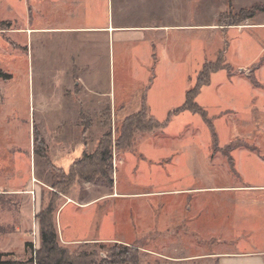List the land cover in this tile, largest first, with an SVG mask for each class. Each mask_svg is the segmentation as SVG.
<instances>
[{
    "label": "rangeland",
    "instance_id": "1",
    "mask_svg": "<svg viewBox=\"0 0 264 264\" xmlns=\"http://www.w3.org/2000/svg\"><path fill=\"white\" fill-rule=\"evenodd\" d=\"M29 1L33 14L31 25L39 27H82L106 24L107 21L113 23V20L116 23L117 14L121 11L117 0ZM124 1L126 9L131 10L128 16L133 21L142 23L140 21L147 20L149 22L146 23H152L162 15L163 20L165 18V1L161 5L160 0H132L130 8H127L128 1ZM209 3L211 4L207 0H198L184 10L175 8L170 12L167 22L176 26L169 28V51L168 54L158 53L153 64L147 61L149 57L144 60L138 54L142 43L130 33H121L106 45H103L101 35H94L95 39L92 41L97 40L95 47L86 46L82 49L76 40L78 35L84 33L42 31L33 33L32 41H27L25 34L8 32L3 39L0 35V58H3L0 60V72L7 75L0 76V182L6 179L18 181L20 177L27 176L30 169L27 152L34 145L32 131L38 124L45 136V133L56 129L58 116H64L62 106H68L69 115L73 112L72 104L77 102L74 91L72 89L69 95L64 96L62 89L68 86L73 88L71 81L74 65L80 67L78 77L84 75L83 70L88 65L95 68L93 73L97 80L94 88L89 89L88 95L99 93L109 101L111 109L115 105V110L123 107V111L117 109L115 116L106 110L103 116L95 120L101 128L100 132L110 128L113 133L116 126L124 123V118L142 110L147 116L166 123L157 130L145 131L147 116L142 117L143 121L138 124V128H133L130 142L122 143V147L116 148V152L112 150V155L120 153L123 156V165L116 169L114 188L119 193H125V197H110L82 208L73 203L65 204L56 218L61 239H124L126 237L123 230L130 227L133 241L121 244L139 249L140 264H165L167 260L164 256H187L194 249L202 254L217 248L236 252L264 248V196L260 195L259 188L241 187L239 190L242 191L233 193H208L202 192L204 189H198L211 187L217 182H228L224 174L227 170L225 165L217 167L224 173L210 171L212 162L209 154L212 152L213 158H218L225 164L224 159L229 154L225 143L229 135L234 138L244 133L250 140L245 142L233 139L230 146L253 145V140L256 142V148H253L259 154L264 152V28L251 25L240 31L215 30L208 26L213 21L214 10L208 6ZM18 6L22 10V3H18ZM227 9L222 8L219 12L217 23L223 25L227 22L223 17ZM256 19L261 21L264 14ZM253 20L256 21L254 17L250 19ZM25 24H28V20ZM12 43L16 45L12 46ZM224 44V64L232 70L245 69L247 65L251 69V72L248 71L249 75L245 73L240 78L230 74L225 67L210 73L208 83L200 88L195 98V102L204 110L207 122L200 113L188 110L170 115L172 109L184 102L185 91L194 84L203 62L215 61L217 51L222 50ZM76 46L81 50L79 58L76 56ZM148 63L153 71H147ZM245 80L252 84L248 85ZM147 83L149 85L146 87ZM102 92L105 96L100 94ZM109 92L115 95L111 102ZM83 93L84 91L81 96ZM143 96L144 101L141 102ZM231 103L237 108H232ZM230 108L234 111L227 112ZM56 109L57 116H54ZM69 122L67 121V131L73 133ZM89 122L90 120L88 124ZM129 125H133L132 122ZM212 130L216 135V145L212 144ZM96 136L94 134L92 138ZM74 151L66 154L70 156ZM251 171L253 177L247 174L236 183L242 186L264 183V166L249 167L246 170L248 173ZM110 172V176H113V167ZM105 182L103 179L96 183L82 184V187L94 195H106L113 185ZM83 194L88 196L84 191ZM56 196L55 203L58 205L62 199L59 195ZM43 198L42 207L51 198L49 189L44 190ZM201 198H205L206 202L200 203L206 204L204 207L210 209L205 218L199 213L203 211L197 210L203 206L194 204V201L198 202ZM14 201V198L0 195V212L3 211L8 219L5 220L7 222L2 221L0 214V229L9 232L18 225L17 220L21 217L20 230L17 232L19 234H10L7 242L12 251H15L14 255L9 254L5 258L24 262L29 257V251L20 253L23 250L20 238L26 237L32 242V234H27L29 230L32 233L31 214L35 203L28 201L23 204L22 200H18L14 206ZM180 203L184 204L186 211L178 216L175 208ZM167 207L170 208V213L164 210ZM215 208L221 211L220 214L215 213ZM130 209H135L137 220L143 223L150 212L152 221H147L149 225L144 226L135 223V219L130 225L116 224L114 214L119 220L129 222ZM231 209L235 211L228 215ZM163 214L170 223L167 227L171 230H167L168 232H163L166 231L160 227L163 223L158 222ZM177 218L178 221L173 220ZM223 219L228 232L222 238H205L198 248L179 245L193 242L191 234L197 235L218 223L222 224ZM187 228L192 233L185 234ZM157 231L161 233L154 234ZM170 236L172 240L167 241ZM98 244L104 246L97 247L98 258L103 260L107 258L106 249L120 243L107 241ZM78 245L83 244L68 245V248L73 250ZM193 263H210V260L196 259Z\"/></svg>",
    "mask_w": 264,
    "mask_h": 264
},
{
    "label": "crops",
    "instance_id": "2",
    "mask_svg": "<svg viewBox=\"0 0 264 264\" xmlns=\"http://www.w3.org/2000/svg\"><path fill=\"white\" fill-rule=\"evenodd\" d=\"M18 3H22V10L18 6V3L15 0H0V23L2 22V25L0 26V35L5 38L6 34L8 32L16 33L17 35L25 34L27 41H32V34L33 33H39L42 31H49L50 33H58V32H76V33H84V35H78L76 43L77 45L82 49L88 47H95V44H97V40L95 39L94 35H101L103 37V45L108 44L109 40L114 41L115 37H119L121 33L124 34H132L135 35V38H138L139 41L142 43V47L140 48L139 55L142 56V58L145 60L148 57V62L151 61L153 64L155 57L157 54H168V47H167V40L169 37V28L174 27L176 25H172L167 22V17L170 15V12L175 8H184L191 6V4H195V1L198 0H160L161 5H163V1H165V6L167 8L165 12V18L163 20L162 17H157L154 20L151 21L152 23H146L149 22L147 20H142L139 23L138 21L134 20L133 18L129 17L131 10L126 9L125 7V1L124 0H117V6L121 8L120 13L117 14V20L116 23H110V21H107L106 24H99V25H85L82 27H69V26H53V27H39L37 25H31V19L33 18L31 14V6L29 0H17ZM128 1V7L130 8L132 0H126ZM153 0H150L151 2ZM156 2L158 0H155ZM200 1V0H199ZM210 1L209 7L211 6L214 8L213 10V16L208 26L212 27L215 30H221L224 31L225 29H236V31H240L243 28L249 27V26H256L264 28V19H261V21L257 20L256 18L261 17L262 14H264V11H257L254 14V18L256 21H250V19L245 20L242 24L239 25H228L223 26L217 23V19L219 16V12L222 11V8H228L230 6L234 11L240 9V8H249L252 6H262L264 7L263 1H251L247 2L245 0H207ZM130 2V3H129ZM236 6V7H235ZM24 7V8H23ZM19 9V12H18ZM118 10V8H117ZM18 12V13H17ZM129 13V14H128ZM262 13V14H259ZM20 14V15H17ZM133 17L135 19V12L133 14ZM28 20V24H25ZM216 20V21H215ZM5 22V24H4ZM24 22V23H23ZM145 22V23H144ZM4 24V25H3ZM182 26V25H178ZM89 42V43H87ZM16 43H12V46H15ZM227 48V47H226ZM80 51L77 49L76 46V56L77 58L80 57ZM157 58V57H156ZM3 58H0L2 61ZM150 63V62H149ZM147 64V71H153V69H150V64ZM94 67L87 66V69L83 70L84 75L81 77L77 76V72L80 71V67L74 65L73 66V74H72V81L71 86L65 87L62 89V94L64 96L69 95L72 92V89L74 91V99L77 101L74 104H72L73 112L69 115L68 112V106H62L63 109L62 113H64V116H58V121L56 125V129L54 131H49L45 133V136L43 135L39 124L37 126V129L45 143L46 147V155L47 159L38 156L34 153V145L32 146V149L28 150V158H29V165L30 169L26 177H20L18 181H14L12 179H6L5 181L0 182V195H4L9 198H14L15 201L13 202L14 206L17 205L18 200H22L23 204L31 201L35 203L34 212L31 214V224H32V231L35 232L36 236L38 237V221L36 219V214L40 210V207H42L43 203V192L45 189H51V174L49 171V165H53L56 168H60L63 171L67 172L70 169L71 164L78 159L84 151H89L90 149H93L96 146V141L99 139L102 131L100 132V127H98V123L95 120H98L103 114H105V111L113 114L115 116V112H117L116 105L113 106V109H111V106L108 105L109 101L105 99V97H102L101 95L95 94V95H88V92H90L89 89L94 88L95 86V80H97V77L93 73ZM248 71L251 72V69L248 68L246 65V68L243 69V71L234 70V72H231L232 75H237V77H242L245 73L248 74ZM246 75V74H245ZM150 80V79H149ZM243 81V79H240ZM245 83L248 85H251L252 83L245 80ZM149 85H145L146 87ZM84 91L83 95L82 91ZM86 91V92H85ZM145 92V88H144ZM186 92V91H185ZM110 93V102L115 99V95H111ZM103 96H105L104 92L100 93ZM145 96V93H144ZM144 96L141 99V102L144 101ZM232 108H237V106L233 103L230 104ZM67 110V111H65ZM119 111H123V107H119ZM230 108V111L227 110V112H233ZM56 111H54V116L56 115ZM66 113V114H65ZM84 116V118H87L90 120L89 124L87 125L86 131L83 133V127L81 122V117ZM67 121H70L69 124L73 127V133H68L67 131ZM34 123V122H33ZM68 124V125H69ZM35 125V123H34ZM100 126V125H99ZM65 132V133H64ZM94 134H97L96 138H92ZM33 135V131H32ZM248 136L244 133H240L239 136H235L234 138L230 135L228 136V140L225 143V146L229 149V154L224 159L225 164H222L218 158H213V153L210 152L209 158L212 162L211 166L212 168L210 171L212 173H218L217 167H221L222 165H225L227 167V170L221 171L224 173L226 178H228V182H217V184L210 185L211 187L207 188H198V189H204L202 192H208V193H233L235 191H242L239 190L241 187H257L259 188L260 195L264 196V183L258 184V185H239L236 183L238 179H242L247 176V174H250L251 177L252 171L250 173L246 172L247 168L249 167H262L264 166V152L262 154H259L255 147V143L252 140L253 145H247V144H238V145H232L229 147L233 139H242L246 142ZM91 139L92 141H89ZM258 144V143H257ZM256 148V147H255ZM75 150L74 154H71L68 156L70 151ZM113 150L115 151L116 148L113 147ZM212 150V147H211ZM68 152V154H66ZM116 152V151H115ZM120 154V153H119ZM118 153H113L112 155V167H113V176L111 174L112 183H107L108 185H113L112 189L108 192V194H100V195H94L90 192V190L82 187V184H88V183H96L98 181H101V179H94L90 181H84L76 177L73 181L72 186L64 193H59V196L62 199V202L57 205V209L55 212V226L56 231L58 235V240L62 245H75L80 243H86V242H107V241H114L118 243H129V241H133V231L130 229V227H126L123 231V235H125L126 238L120 239V238H85V237H68V238H60L59 232L57 230L56 225V218L57 214H60L61 211L64 209L65 204H71L73 203L76 207H84V206H91L92 204H96L98 201L107 199L110 197L118 198L122 195V197H125L123 195H126L125 193H119L114 188V180L116 177V169L123 165V160L121 159V155ZM249 159V160H248ZM253 163L252 165L249 163ZM39 164V165H37ZM20 174V171L18 172ZM35 173V174H34ZM111 172H109L110 174ZM12 180V181H11ZM17 180V178L15 179ZM106 183V182H105ZM114 190V192H113ZM83 191L88 194L87 197L86 194H83ZM233 196V195H232ZM123 199V198H122ZM232 199V198H231ZM200 201H205V198H201L198 202L194 201V204L197 206H203L201 209H197L202 218H205L209 213L210 209L206 206L204 203H200ZM126 202V201H125ZM12 204V205H13ZM120 204V203H119ZM118 204V205H119ZM149 209V208H148ZM213 209V208H212ZM224 209V208H223ZM33 210V209H31ZM150 210V209H149ZM166 212L171 211L170 208L164 209ZM177 211L178 216H181L186 211L184 204H176L175 212ZM215 213L220 214L218 209L215 208ZM226 211V210H223ZM234 209H231V211H228V215L230 212H234ZM0 212L1 219L4 222H7L5 220H8L5 215ZM170 213V212H169ZM129 222H126V220H119L115 214H114V221L116 224H125L130 225L131 223H134V219L136 220L135 223L144 225H149L147 223L151 222L152 219L150 218L149 214L146 216L145 223L142 221H138L136 218L135 209L129 210ZM160 216V219L158 222H162L163 224H160V227L163 230V232H168V227L170 223L167 220L166 217ZM204 216V217H203ZM159 218V217H158ZM150 219V221L148 220ZM174 221H178L177 219H173ZM165 221L166 224H165ZM222 221V220H221ZM220 221V222H221ZM154 222V221H153ZM199 222V221H198ZM225 219H223L222 224H216L214 227H212L209 230H205L201 233H197V235H192V241L190 243H180V246H187V247H193L198 248L199 246H202V241L205 238H210L213 240H217L222 238L224 235L227 234L228 231H226L227 227L224 223ZM18 225H16L13 229H11L9 232H0V252L2 253H8L11 255H14L13 253L15 251H12L11 247L8 246L7 242L9 241L8 237L10 234H16L20 230L21 225V217L19 220H17ZM149 227V226H148ZM4 230V229H3ZM168 230V231H167ZM187 232L185 231V234L191 232L189 228H187ZM156 231V230H152ZM28 232V230H27ZM155 233H161L160 231L154 232ZM192 233V232H191ZM19 234V233H17ZM166 234V233H164ZM31 235V231L29 230L27 236ZM219 237V238H218ZM21 241L23 242V250L20 253H26L25 249V242L29 241L26 239V237L22 238ZM167 239V238H166ZM169 240H172V236L168 237ZM180 238H178L179 240ZM186 239V238H185ZM187 240V239H186ZM185 240V241H186ZM217 247V245H215ZM10 248V249H9ZM219 248L215 250H210L205 253H198L194 252L187 256H164V259H166L165 264H200V263H193V260L196 259H209L210 263H203V264H264V248L252 250V251H226V250H218Z\"/></svg>",
    "mask_w": 264,
    "mask_h": 264
},
{
    "label": "trees",
    "instance_id": "3",
    "mask_svg": "<svg viewBox=\"0 0 264 264\" xmlns=\"http://www.w3.org/2000/svg\"><path fill=\"white\" fill-rule=\"evenodd\" d=\"M256 11H264L262 6H252L249 8H240L234 11L230 6L223 16L227 22L222 27L228 25H239L245 20L251 19ZM221 25V24H220ZM217 51L215 61H204L201 69L199 70L195 82L192 86L188 87L185 92L184 102L172 109L169 114L178 113L180 111L188 110L191 112H198L202 115L203 119L207 122L204 110L195 102L200 88L207 84L211 72L225 67L229 72H233L230 66L224 64L223 53L225 44ZM0 76H7L0 72ZM147 116L144 110L137 112L135 115H129L124 118V123L121 126H116L113 133L110 128L105 130L99 139L96 141V146L89 150L84 151L82 155L76 159L70 166V169L65 172L60 168L49 165L51 174V198L47 204L40 208L36 214L38 221V246L35 252V264H140V254L136 246H125L118 244L115 247L111 246L106 249L107 258L100 260L98 258L97 247H103L99 242H86L80 243L83 245L76 246L75 249L70 250L68 246L60 244L55 226V212L57 205L55 200L59 193L66 192L73 184L76 177L84 181L94 179H101L106 183H112L109 172L112 170V150L113 147L119 148L122 143L128 144L133 135V128H138L141 124L142 117ZM88 119L81 117L83 133L86 131ZM135 121V123H133ZM132 122L133 125H129ZM147 125L145 131H154L166 123H161L150 115L147 116ZM135 124V126H134ZM129 125V126H128ZM128 126V127H127ZM133 126V127H132ZM210 126V124H209ZM212 129V126H210ZM212 144L216 143V135L212 130ZM33 142L34 153L47 159L45 143L35 127L33 129ZM216 145V144H215ZM230 146V145H229ZM122 147V146H121ZM0 232L4 230L0 229ZM25 249L29 251V257L24 262H15L7 259L9 254L0 252V264H34L32 258V243L31 241L25 242Z\"/></svg>",
    "mask_w": 264,
    "mask_h": 264
},
{
    "label": "built area",
    "instance_id": "4",
    "mask_svg": "<svg viewBox=\"0 0 264 264\" xmlns=\"http://www.w3.org/2000/svg\"><path fill=\"white\" fill-rule=\"evenodd\" d=\"M32 258H33V263L35 264V252H34V250L37 248V243H38V240H37V236H36V234H35V232L34 231H32Z\"/></svg>",
    "mask_w": 264,
    "mask_h": 264
},
{
    "label": "water",
    "instance_id": "5",
    "mask_svg": "<svg viewBox=\"0 0 264 264\" xmlns=\"http://www.w3.org/2000/svg\"><path fill=\"white\" fill-rule=\"evenodd\" d=\"M241 71H243V68L242 69H240Z\"/></svg>",
    "mask_w": 264,
    "mask_h": 264
}]
</instances>
